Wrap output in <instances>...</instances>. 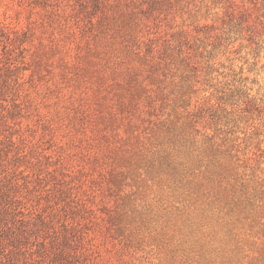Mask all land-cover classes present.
Listing matches in <instances>:
<instances>
[{
    "label": "rangeland",
    "instance_id": "374dc122",
    "mask_svg": "<svg viewBox=\"0 0 264 264\" xmlns=\"http://www.w3.org/2000/svg\"><path fill=\"white\" fill-rule=\"evenodd\" d=\"M222 1L163 5L160 45L186 29L202 54L195 70L172 67L161 106L132 115L127 67L79 20L80 0H0L2 158L94 264H264V6L245 3L252 35Z\"/></svg>",
    "mask_w": 264,
    "mask_h": 264
},
{
    "label": "trees",
    "instance_id": "16d2710c",
    "mask_svg": "<svg viewBox=\"0 0 264 264\" xmlns=\"http://www.w3.org/2000/svg\"><path fill=\"white\" fill-rule=\"evenodd\" d=\"M166 2L171 4L172 0H80L81 10L78 12L84 16H77L79 20L83 21L87 17L92 27L99 24L109 46L116 45L108 56L116 65L127 67L123 79L128 85L132 84L129 87L131 104L135 107L130 113L132 115L136 108L141 111L140 106L137 107L139 101L152 106L158 100L161 106V96L166 87L163 81L170 75L172 67L179 63L195 70L196 58L202 54L201 51L197 52V48L192 49L190 44L186 45L187 41L182 37H187L186 29L172 33L160 45L159 36L153 31L160 26V13L165 12L167 17L174 16L170 5L163 7ZM226 2L222 1V6L227 23L239 25L254 35L257 25L249 24L251 11L245 3L256 5L262 2L264 6V0ZM226 19L222 21L225 23ZM257 24L264 26L261 20ZM78 28L82 31V24ZM194 29L197 32L202 30L201 27ZM211 30L204 28V32L213 37ZM63 32L67 35L73 33L69 25L65 26ZM71 41L75 42L73 39ZM75 49L77 53L73 58L80 62L84 55L79 42H75ZM127 55L130 59L125 60L122 56ZM11 64L9 57L0 54V136L2 119L7 121L5 112H2V77H5L4 81L9 78ZM2 70L6 72L2 74ZM136 97L140 100L136 101ZM4 136L9 138L8 135ZM8 142L10 146L14 144L11 138ZM19 167L18 161L11 164L7 157L2 158L0 149V264H94L83 257L68 233L61 232L53 220L28 206L26 194L31 192V180L21 178L23 181H20L17 175L23 171Z\"/></svg>",
    "mask_w": 264,
    "mask_h": 264
}]
</instances>
